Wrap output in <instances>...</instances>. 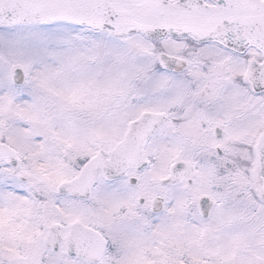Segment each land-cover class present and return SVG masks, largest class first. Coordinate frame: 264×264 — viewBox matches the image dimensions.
Listing matches in <instances>:
<instances>
[{
	"label": "snow or ice",
	"instance_id": "1",
	"mask_svg": "<svg viewBox=\"0 0 264 264\" xmlns=\"http://www.w3.org/2000/svg\"><path fill=\"white\" fill-rule=\"evenodd\" d=\"M0 264H264V0H0Z\"/></svg>",
	"mask_w": 264,
	"mask_h": 264
}]
</instances>
